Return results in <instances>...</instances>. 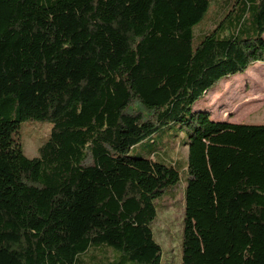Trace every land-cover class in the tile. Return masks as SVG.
<instances>
[{
    "label": "trees",
    "instance_id": "16d2710c",
    "mask_svg": "<svg viewBox=\"0 0 264 264\" xmlns=\"http://www.w3.org/2000/svg\"><path fill=\"white\" fill-rule=\"evenodd\" d=\"M224 3L196 35L211 0H0V264H85L103 247L162 264L154 201L180 173L131 153L175 123L182 264H264V125L193 111L264 63V0ZM33 120L53 129L30 159L17 137Z\"/></svg>",
    "mask_w": 264,
    "mask_h": 264
},
{
    "label": "rangeland",
    "instance_id": "374dc122",
    "mask_svg": "<svg viewBox=\"0 0 264 264\" xmlns=\"http://www.w3.org/2000/svg\"><path fill=\"white\" fill-rule=\"evenodd\" d=\"M221 2L211 0L208 12L195 27L196 35L214 28V21L224 10L225 3ZM203 109L212 111L216 120L226 121L230 118L229 123L234 125H264V63L254 64L244 73L225 78L197 102L193 111ZM52 129L48 121L33 120L21 124L17 140L28 158L39 156V149L50 137ZM134 130L141 132L139 136L146 133L142 128L134 127ZM188 143L187 128L175 123L155 133L146 134L131 153L134 158H150L171 164L180 173L178 184L154 201L156 217L152 228L156 240L163 248L162 264H182ZM120 256L115 250L103 247L91 249L81 258L85 264H134L130 261L121 263Z\"/></svg>",
    "mask_w": 264,
    "mask_h": 264
},
{
    "label": "crops",
    "instance_id": "0c3cea01",
    "mask_svg": "<svg viewBox=\"0 0 264 264\" xmlns=\"http://www.w3.org/2000/svg\"><path fill=\"white\" fill-rule=\"evenodd\" d=\"M223 106V105H222ZM213 114V112L211 111V115ZM212 118H214V116L212 115ZM215 119V118H214ZM219 120V119H218ZM220 121V120H219ZM224 121V120H223ZM226 122H230V118L226 120Z\"/></svg>",
    "mask_w": 264,
    "mask_h": 264
}]
</instances>
